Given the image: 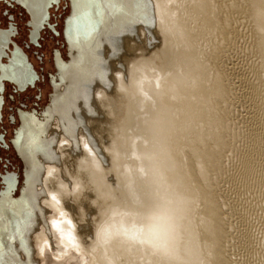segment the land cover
Returning <instances> with one entry per match:
<instances>
[{"label": "bare ground", "instance_id": "obj_1", "mask_svg": "<svg viewBox=\"0 0 264 264\" xmlns=\"http://www.w3.org/2000/svg\"><path fill=\"white\" fill-rule=\"evenodd\" d=\"M76 1L64 31L70 59L59 68L55 95L44 118L30 117L40 127L24 124L16 143L27 184L19 197L0 198V264L29 259V237L38 254H49V264H73L57 261L78 245L90 255L99 250L92 264H227L221 206L207 174L218 163L211 149L226 143L229 86L218 56L245 4L257 58L246 87L253 106L264 108V0H89L79 23ZM202 94L213 104L204 134L195 128ZM212 129L219 131L215 144ZM40 205L41 215L51 212L27 229Z\"/></svg>", "mask_w": 264, "mask_h": 264}, {"label": "rangeland", "instance_id": "obj_2", "mask_svg": "<svg viewBox=\"0 0 264 264\" xmlns=\"http://www.w3.org/2000/svg\"><path fill=\"white\" fill-rule=\"evenodd\" d=\"M242 5H240L239 9H237L235 11V14L233 15L232 27L236 29L234 30V32L236 31L235 32L236 35L234 32H233L234 35L231 34V37L227 42V46H225L224 49L221 50V53L219 54L220 57L218 56V59L220 61L219 67L221 68L222 72H224L223 73L224 79L226 78V81L228 80L227 82L226 81L225 82L228 83L229 86V92L227 94L226 101L223 107L226 116L224 122L226 123L225 124L223 123L221 130L223 136L226 138V143L220 144L221 146H217L216 148H214L213 146V148L211 149L212 157L210 158V160H213L216 163L218 161V163L213 168H210L207 171V174H208V180L210 181L211 184L209 186L210 193H212V197L216 196L217 200L219 199L218 200L219 202L217 201V206L219 207L221 206L220 217H221V223L223 224L222 227L224 229L223 230L224 234L223 236H221L222 248H223L222 253L228 262L227 264H250L251 260H252L251 262L252 264H256V263L258 264L259 262L260 264L261 262L262 264H264V258H263L264 240L262 239L264 238L263 237L264 236L263 235L264 234V196H263L264 172H262L264 171V140H263L264 133L261 134V132H264V129H262L264 127V123H262L264 119L262 118L264 117V115H262L264 114L263 112L264 108L262 109L258 108L259 109L258 110L256 106H253L254 103L250 96L251 88L249 87V85L246 87V85L255 77V76L253 77L255 73L253 74L252 71L249 70L251 69L249 65H252L251 61H254L253 63H255L257 58L256 57L254 58V50H253L254 46L251 42L252 41L251 30L247 22L248 19L246 20V16H245L246 12L243 9L245 8L244 7L245 4ZM60 8H61L60 10L61 14L57 16L58 29L60 32L56 35H51L49 32H44V38L42 39L41 46L39 47V50L43 52L42 62L38 60L31 51L32 59L34 60L36 66L40 68L42 73L44 74V78L39 83V88L37 87L30 88L29 90L21 92L20 94H15L16 95L15 98L8 99L7 104L5 105L4 108L5 109L4 124L7 128L6 138L8 139L10 146L5 149L4 148L0 149V153L7 154L10 157L12 164L5 165L0 161V175L6 168L13 169L16 172L18 171L19 183H18V187L14 192V195H18V193H20L23 187L27 184L25 179H26V172L28 170V166L24 154L20 152L18 147L15 146L13 143V136L15 135L16 128L21 125L20 108L29 111L37 109L38 116L40 118H44L45 109H48V105L52 102L51 96L52 94L55 93L54 91L55 88L53 85V80H54L53 76L54 75L56 76L58 72L54 63L55 50L59 48L60 51H62L65 59L66 60L70 59L69 42L64 34L65 21L72 11V4L70 0H62V4L60 5ZM240 13L242 15H240ZM24 19L22 20L20 19L19 23L21 24L22 29L24 30L23 33H26V26H25L26 24L24 23ZM246 22L247 25L244 24ZM232 35L234 36V38ZM18 38L21 42H23L22 41L23 37H18ZM205 40H207V38ZM214 42L217 43V39H215ZM250 44L252 45L251 48H250L251 46ZM250 73L251 75H249ZM209 76L212 80L210 74ZM250 76H251V80H250ZM240 77L241 80L239 79ZM208 85L211 88V81L209 82ZM59 89L62 90L63 86H60ZM40 94L41 96H39ZM210 96L211 95L209 93V97ZM209 97L208 99L203 97V99H205L203 100L204 105H202L200 111L198 110L195 112L196 114H200L199 116L200 120L198 121V123H195V128L196 130H199L201 133L205 130V128L203 127H205L206 125L210 127L211 126L210 124H212V119H209L211 118L209 113V108L212 109L213 104L210 103L211 99ZM250 102L251 104H249ZM195 103L196 102H194V104ZM10 104L14 106L13 110H10L9 108ZM226 107L227 109H225ZM191 108L194 107L191 105ZM191 111L194 110L191 109ZM11 112L16 114L15 122L11 121L8 118L9 117L8 114ZM259 114H261L260 115L261 117L258 116ZM258 119L259 120L261 119L262 121H259ZM50 121L51 120L48 119L47 124L45 126L47 131L46 134L47 136H49L50 134L49 132L50 130L49 124L51 123ZM257 121H259L260 123ZM260 124H262L263 126L262 125L260 126ZM250 127L251 129H249ZM257 127L260 128L258 129ZM223 128L224 131L226 129L227 132H224ZM251 130L255 132V134L251 132ZM211 131H212L211 133L212 136L209 134L208 139L211 137L210 140L211 142L214 143L213 138L217 139V135H219L218 134L219 131H217L216 133L213 131V129ZM230 131L231 132L234 131V132L231 133ZM258 131H260V134H257ZM250 133L251 135L253 134L255 137L254 136L250 137ZM192 134L195 133H191V135ZM202 134H204V132ZM258 135H261L262 137L260 136L259 139ZM71 140H72V144L74 145L75 140L73 139ZM51 141L52 140H50V143ZM39 158L42 163L41 169L43 170L46 168L45 161L40 157V155ZM12 165L17 167L13 168ZM37 180L40 181V178ZM2 187H3V182L2 179L0 178V190L2 189ZM34 209H35V213L33 217H31L28 220L29 224L26 225L27 229H30L33 226L39 227L41 222L47 219L48 212L49 213L51 212V210H47V213H45L44 211L43 215H41L42 210H44L41 205L34 207ZM28 241L30 243L29 246L32 251L31 254L28 256L29 259L27 258L24 259L20 254L19 255L21 256L20 259L14 260V263L15 264L17 263L49 264L50 262L48 258L49 254L45 252L38 254V252L35 251L33 249V246L31 245V237L28 238ZM260 244L262 245L260 246ZM91 245H93V247L97 246L95 239L92 240ZM260 248L263 249L260 250ZM71 250H73V253H70L69 255L64 256L63 258L61 257L60 261L57 262L64 261V259L68 261V259L71 258L70 260H72L71 262L73 264H79V262L83 263V261H85L82 260V256L84 257L86 256L87 259L86 263L88 264H92L93 262H99L98 259L99 250L97 249H93L92 251L93 253L91 255L90 253L86 252V248L82 245L81 246L78 245V247L76 248L72 247ZM255 252H257V254ZM252 255L253 256L255 255V257L253 258ZM260 255L261 258L263 259H260Z\"/></svg>", "mask_w": 264, "mask_h": 264}, {"label": "flooded vegetation", "instance_id": "obj_3", "mask_svg": "<svg viewBox=\"0 0 264 264\" xmlns=\"http://www.w3.org/2000/svg\"><path fill=\"white\" fill-rule=\"evenodd\" d=\"M48 1H49L48 2L49 16L42 21V27L39 31V36H38V43H35L31 40L30 31L32 26L28 23V21L31 18V12L25 5L26 3H30V1L24 0V4H22L17 0H0V27L9 29L12 34L10 36L12 41L9 43V46L6 47L5 49L8 55H2L0 58V76L2 77L1 79L2 83H0V149L2 148L5 149L10 146L9 141L6 138L7 128L4 124V117H5L4 108L5 105L7 104L8 99L15 98L16 96L15 94H20L21 92L27 91L30 88H35V87L39 88V83L44 78V74L42 73L41 69L36 66L34 60L32 59L31 51L36 56V58L42 62L43 52L39 50V47L41 46L42 39L44 38V32H49L51 35H56L60 32L58 29L57 16L61 14L60 5L62 4V0H48ZM88 1L89 0H84V3L79 2V0L76 1L77 7L73 12V16L75 17L76 23H79V18H80L78 14L79 11H81L82 9L84 10L85 4ZM20 19L21 20L24 19V23L26 24L25 25L26 33H23L24 30L22 29V26L19 23ZM18 37H23L22 39L23 42H21ZM18 57H22L23 69L30 70V73L32 74L31 81L25 83L21 87L15 80L13 81L11 79L13 77V73L8 70L11 65V61L14 58H18ZM63 61L66 62L69 60L65 59L62 51H60V49L58 48L57 50H55V54H54V63L58 72L56 76L55 75L53 76L54 79L53 84L59 82V75H58L59 68L63 66L64 64ZM39 96H41V94ZM13 107L14 106L12 104L9 105L10 110H13ZM8 115H9L8 118L11 121L15 122L16 114L11 112ZM32 116H36L40 118L37 114V109L29 111L20 108L21 125L16 128L15 135L13 136V143H15V146L17 140L22 135L21 130L23 129L24 124L25 126L26 125H29L30 127L33 126V128L40 127V125L35 123L33 118H30ZM19 130L20 132H18ZM19 134L21 135L19 136ZM0 161L5 165L12 164L10 157L5 153L2 154L0 153ZM12 166L13 168L17 167L14 165ZM0 178L2 179L3 182V187L0 190V198L4 196L6 193L13 194L14 197H18L21 194L20 192L18 193V195H14V192L18 187V183H19L18 171L16 172L13 169L6 168L1 173ZM9 209L5 210L4 213H6ZM3 221L4 219L2 221L0 219V225L3 223ZM1 226H3V224Z\"/></svg>", "mask_w": 264, "mask_h": 264}, {"label": "water", "instance_id": "obj_4", "mask_svg": "<svg viewBox=\"0 0 264 264\" xmlns=\"http://www.w3.org/2000/svg\"><path fill=\"white\" fill-rule=\"evenodd\" d=\"M19 1L20 3L24 4V0H17ZM30 3H26L25 5L27 6V8L30 10L31 12V18L30 20L28 21V23L32 26L31 28V31H30V37H31V40L35 43H38V36H39V31L42 27V21L49 16V8H48V0H29ZM42 16V19L40 21V26L37 27L36 26V20L38 17H41ZM0 31H3L5 34H6V47L9 46V43L12 41V39L10 38V36L12 35L11 34V31L9 29H6V28H3V27H0ZM6 47L4 48L3 50V53H0V58L2 55H8L7 52L5 51ZM24 72H30V70H26V69H23ZM2 77L0 76V83H2L1 81ZM13 81L16 80V77L13 76L11 78ZM21 87V86H20Z\"/></svg>", "mask_w": 264, "mask_h": 264}, {"label": "snow or ice", "instance_id": "obj_5", "mask_svg": "<svg viewBox=\"0 0 264 264\" xmlns=\"http://www.w3.org/2000/svg\"><path fill=\"white\" fill-rule=\"evenodd\" d=\"M42 19L41 17H38L36 20V26H40V21ZM6 34L3 31H0V53H3L4 48L6 45ZM10 72L13 73V76L16 77L17 83L20 86H23L25 83L30 82L32 78V74L30 72H24L23 70V64H22V57L14 58L11 61V65L8 69ZM65 131L68 132V135L71 139L75 140L76 137L74 133H72L69 129L65 128ZM52 143H55V141H51ZM19 231V229H17ZM9 239H12V237H9Z\"/></svg>", "mask_w": 264, "mask_h": 264}, {"label": "clouds", "instance_id": "obj_6", "mask_svg": "<svg viewBox=\"0 0 264 264\" xmlns=\"http://www.w3.org/2000/svg\"><path fill=\"white\" fill-rule=\"evenodd\" d=\"M85 147H87V145H85ZM48 174L51 175L52 174V170H50ZM53 199H55V197H53Z\"/></svg>", "mask_w": 264, "mask_h": 264}]
</instances>
